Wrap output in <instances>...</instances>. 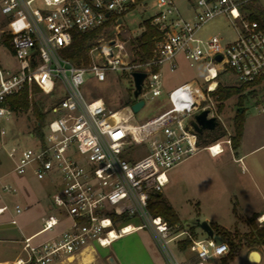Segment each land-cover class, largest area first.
Here are the masks:
<instances>
[{"label": "built area", "instance_id": "obj_1", "mask_svg": "<svg viewBox=\"0 0 264 264\" xmlns=\"http://www.w3.org/2000/svg\"><path fill=\"white\" fill-rule=\"evenodd\" d=\"M155 1L157 9L148 18L155 29L153 46L148 56L140 58L134 54L131 37L122 36L127 27L122 16L143 1L0 0L4 37L18 62L14 69L0 66V149L12 171L22 175L29 170L50 184L49 210H57L42 218L39 231L49 235H23L22 255L10 264H55L94 251L95 243L106 247L139 228L150 232L165 264H207L210 258L229 253L226 241L206 234L192 236L148 209L151 195L162 191L172 167L201 148L217 155L231 141L228 137L202 144L192 120L202 109L215 116L211 105H188V84L164 93L162 69L174 71L179 53L190 66L203 64L207 97L224 70L232 71L241 83L264 79V26L250 18L248 7L260 5V0H182L187 16L178 0ZM218 16L226 18L234 33L227 43H222L219 32L199 35ZM97 28L101 33L87 51V62L76 64L63 54L76 32ZM0 44L5 46L4 38ZM115 71H127L131 77L132 71L145 72L132 103L164 96L166 107L147 120L133 122L132 103L111 109L102 97H85L80 86L86 73L104 81ZM35 85L43 97L53 98L42 109L47 116L40 135L33 129H14L19 109L11 103L24 88L31 101ZM24 135L36 144L25 145ZM1 188L15 191L8 183H1ZM6 211L8 205H0V214ZM22 211L15 205L9 222L17 224ZM185 238L191 239L187 249L195 255L192 262L178 260L169 246Z\"/></svg>", "mask_w": 264, "mask_h": 264}, {"label": "rangeland", "instance_id": "obj_2", "mask_svg": "<svg viewBox=\"0 0 264 264\" xmlns=\"http://www.w3.org/2000/svg\"><path fill=\"white\" fill-rule=\"evenodd\" d=\"M177 3L181 13L184 16L189 15V12L183 8V1L178 0ZM259 6L264 8V0H260ZM156 9L155 0H145L141 4H134V7L122 16L125 26H127L126 30L122 31V36L133 38L139 35L145 28V19L150 23L148 18L154 14ZM216 32L222 36V43H227L234 37L230 23L224 16L215 17L207 22L200 30L199 35L206 36ZM3 38V25L0 19V41ZM176 62L177 66L174 71H169L165 67L162 69V90L164 93L191 82H198L203 88L207 86V83L203 81L205 73L203 64L190 66L180 53L176 56ZM0 66L4 69H14L18 66L10 43H6L5 46L0 44ZM218 84L240 86L242 83L237 80L232 71L224 70L218 76L212 91L217 88ZM80 88L85 97H102L106 106L111 109L130 105L134 99L133 80L127 71L109 72L104 81H97L88 72L85 74V81ZM36 99L40 102L41 110L53 101L52 97H43L41 94H38ZM205 103L211 105V111L219 123L213 129L203 130L202 144H210L228 137L231 139L230 144L224 143L223 151L213 157L210 156L207 149L201 148L195 155L172 167L170 170L174 172L176 180H172L162 190L168 192L171 197L179 217L178 227L180 229L190 233L193 230L195 236L204 237L206 233L196 224V221L206 220L214 227L212 238L228 243L229 253L225 257L227 259L221 260L218 257H212L207 261V264H262L264 259L260 263L259 261L248 260L247 255L250 251L257 250L264 256V248L250 247L244 236L250 229L249 218L252 209H264V110H262L264 109V79L253 86H245L241 91L233 93L222 101L213 95L206 96ZM166 105L164 96L145 98L144 105L137 112H132V121L147 120L164 109ZM238 107H242L241 112L237 110ZM238 113H242L243 124L245 121V132L242 140H240V146L233 148L234 120ZM35 122L36 118L30 105L25 111L19 110L16 113L14 129L25 132L33 129ZM221 128L225 132L224 135L214 139ZM22 141L25 145L36 144L35 139L25 135L22 137ZM255 147L257 148L245 157L239 158L245 151ZM243 165L249 168L245 170ZM1 183L10 184L15 191H3ZM42 184L29 170L22 175L12 171L11 161L0 149V204L5 202L10 207L14 205V202L23 204L22 190L35 195H43ZM49 189H46V193ZM48 212L56 213L57 210L55 208L48 209ZM256 221L259 222L258 216ZM38 222V216L35 212H27L26 210L19 216L20 227L25 232L35 230L38 227ZM217 226L221 228L217 229ZM13 229V233L18 237L20 231L16 226ZM222 230L229 231L230 237L234 240L241 238L240 243L231 246ZM146 231L144 228L133 231L129 235L111 242L106 247L95 243V250L88 252L91 254V260H87V258L80 259L78 262H76L77 260H67L63 264H111L106 257L110 253L116 259L121 256L137 264L147 263L152 261L154 257L152 249L154 240L146 234ZM183 236L181 235L179 238ZM234 242L236 243V241ZM175 243V241H171L169 246L178 260H183V258L190 262L196 260L194 253L188 249H186L188 251H186L185 256L181 257ZM155 248H157L156 245ZM19 250L20 244L13 243L6 252L8 257L13 258Z\"/></svg>", "mask_w": 264, "mask_h": 264}, {"label": "trees", "instance_id": "obj_3", "mask_svg": "<svg viewBox=\"0 0 264 264\" xmlns=\"http://www.w3.org/2000/svg\"><path fill=\"white\" fill-rule=\"evenodd\" d=\"M145 0H136L137 3ZM249 9H251L250 18L256 19L264 26V8H261L258 4H250ZM101 28H97L87 32H76L73 36V39L68 47L63 49V54L73 61L76 64L85 63L88 60L87 51L90 46L95 42L96 38L100 35ZM155 29L154 27L145 19V28L140 32L139 35L130 39L132 44V49L134 54L140 58L146 57L151 53V48L153 46ZM4 42L9 43V38L4 37ZM260 80L253 82L242 83L240 86H222L218 84L217 88L210 92L218 100H223L233 93L241 91L245 86H253L259 83ZM39 88L35 85L33 86V99L29 101L27 97V90L24 88L18 95L11 97V103L14 107L19 110L25 111L30 105L32 106L33 115L36 118V122L33 126V131L37 134H41V129L44 124L45 114L40 108V102L36 99V96L39 94ZM188 95L185 97V101L190 106H201L206 102V91L205 89L198 84V82H191L188 84L187 89ZM220 128V127H219ZM211 130L209 131V133ZM243 132V117L242 113L237 114L234 120V134L232 135V147L235 148L238 146L241 135ZM222 128L216 133L214 139L224 135ZM202 134L198 133V139L201 141ZM148 209L152 214L161 215L170 225L179 224V217L174 210V208L169 204L163 195L159 193L152 194L149 199ZM258 215L254 214L249 218L250 229L246 232L244 238L247 244L253 248H264V221L257 222L256 217ZM212 228H214L211 225ZM221 228L217 226V229ZM225 234L226 240L230 243L231 246L238 245L241 238L234 240L230 237V232L227 230H222ZM193 233V230L192 232ZM192 236H195L194 233ZM236 241V243L234 242ZM191 243L190 238H185L177 242V246L180 250L187 249ZM234 254V253H233ZM230 257V256H229ZM227 259V258H225Z\"/></svg>", "mask_w": 264, "mask_h": 264}, {"label": "crops", "instance_id": "obj_4", "mask_svg": "<svg viewBox=\"0 0 264 264\" xmlns=\"http://www.w3.org/2000/svg\"><path fill=\"white\" fill-rule=\"evenodd\" d=\"M244 132H245V121L243 124V133H242V137L240 140H242V138L244 136ZM240 144L241 143L239 141L238 146H240ZM256 148L257 147H255L254 149H250L248 151H245L241 155V157H239V158L245 157L249 152L255 150ZM210 156L213 157L215 155L210 154ZM248 168L249 167L243 165V169L247 170ZM172 180L173 181L176 180V176H175L174 172H172V170H169L168 171V182L165 184V186L170 184ZM41 182L43 183L42 184L43 185L42 190L44 193L43 195H37V194L35 195V194H31V192H29V191L22 190L23 191L22 198L24 200L23 204H20L18 202H14V205L12 207H10L7 203H5V202L3 203V204L8 205L9 211H6V212H3L0 214V244L3 243L1 245L2 247H0V264H10L15 258L22 255L21 239H22L23 235H31V234L36 233V234H38L37 238H44V237H47L49 235L48 232H40L39 231L41 226H42V218L48 214V209H49L48 194L50 193L49 191L51 190V186L47 181H41ZM47 185L50 186V187H47V188H50L48 193H46L47 188L45 187ZM160 193L163 195V197L166 199V201L169 204H171V206L174 208L169 193L165 192L164 190H162ZM0 205H2V204H0ZM15 205L21 206L23 208V211L17 216V222L18 223L12 224L9 222V219H10L11 215L13 214V208ZM26 210H27V212H32V213L35 212L37 214L38 220H39L38 227L35 230L30 231V232H25L24 230H22V228L20 227V224H19V216L22 215ZM174 210H175V208H174ZM262 213H264V209L255 208V209H252L251 216L254 214H257L258 216H260V214H262ZM212 223H214V222H212ZM15 226L20 231L19 232L20 234L18 237H16L15 233H13V230H14L13 227L15 228ZM139 229L131 230V231L127 232L126 234H123L122 236L118 237L114 241L119 240L120 238L124 237L125 235H129V233L136 231V230H139ZM146 234L152 238V235L150 234L149 231H146ZM13 243H19L20 244V250L18 251L16 256H14L13 258H10V257H8L6 250L9 249ZM152 245H153L152 249H153L154 257H153L152 261H148L147 263L145 262L143 264H165L160 251L158 250V248H155V245H156L155 242L152 243ZM175 245H176V249L178 251V254L181 257H184L186 254V251H188V250H186V249L180 250L176 243H175ZM88 252H89V250L84 251L81 254H75L73 257L69 258L68 260H70V261H72V260L76 261L77 260L76 262H78L80 259H83V258H85V259L87 258V260H91V254ZM259 253L261 255V258L264 257V256H262L261 252H259ZM85 255H86V257H85ZM106 257H107V260H109V257H112L115 264H137L134 261L126 260L124 257H121V256H119V259L118 258L116 259V257L113 256L111 253L107 254ZM225 257H226V255L222 256V257H218V258L223 260ZM247 258H248V255H247ZM183 260H184V258H183ZM65 261H67V260L59 261V262H56L55 264H58V263L63 264V262H65Z\"/></svg>", "mask_w": 264, "mask_h": 264}, {"label": "water", "instance_id": "obj_5", "mask_svg": "<svg viewBox=\"0 0 264 264\" xmlns=\"http://www.w3.org/2000/svg\"><path fill=\"white\" fill-rule=\"evenodd\" d=\"M110 43H112V41ZM216 59L220 60L221 55L217 54ZM131 75H132L133 84H134L133 94H134V97L136 98V97H138V95L141 91V86L143 83V79L145 77V72H143V71H132ZM143 105H144V100L142 98H140L130 105V109L132 112H137ZM237 110L239 112H241L242 107H238ZM208 112H209L208 109H202L194 115V120H192V125L198 133H201L205 129H213L219 123L216 116H207ZM196 224L206 233L207 236H209V237L213 236L214 231H213V228L211 227V225L209 224L208 221H206V220L198 221L197 220ZM253 253L258 255V261H260L261 255H260L259 251H257V250L250 251L248 254V259L250 258L251 254H253ZM109 262L111 264H115L112 257H109Z\"/></svg>", "mask_w": 264, "mask_h": 264}, {"label": "bare ground", "instance_id": "obj_6", "mask_svg": "<svg viewBox=\"0 0 264 264\" xmlns=\"http://www.w3.org/2000/svg\"><path fill=\"white\" fill-rule=\"evenodd\" d=\"M259 218L262 219V220H264V213L260 214V217ZM129 228H131V227L128 226L126 229L129 230ZM249 259L250 260H253V261H258V255L255 254V253H253V254H251V256H250Z\"/></svg>", "mask_w": 264, "mask_h": 264}, {"label": "flooded vegetation", "instance_id": "obj_7", "mask_svg": "<svg viewBox=\"0 0 264 264\" xmlns=\"http://www.w3.org/2000/svg\"><path fill=\"white\" fill-rule=\"evenodd\" d=\"M203 132V131H202ZM202 132H201V134H202Z\"/></svg>", "mask_w": 264, "mask_h": 264}]
</instances>
